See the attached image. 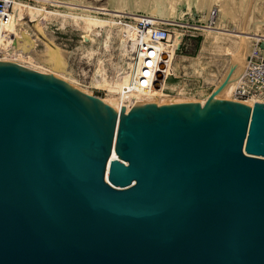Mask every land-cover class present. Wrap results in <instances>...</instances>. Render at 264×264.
Returning a JSON list of instances; mask_svg holds the SVG:
<instances>
[{
  "label": "water",
  "instance_id": "95a60500",
  "mask_svg": "<svg viewBox=\"0 0 264 264\" xmlns=\"http://www.w3.org/2000/svg\"><path fill=\"white\" fill-rule=\"evenodd\" d=\"M0 264H264V103H101L0 62Z\"/></svg>",
  "mask_w": 264,
  "mask_h": 264
},
{
  "label": "bare ground",
  "instance_id": "6f19581e",
  "mask_svg": "<svg viewBox=\"0 0 264 264\" xmlns=\"http://www.w3.org/2000/svg\"><path fill=\"white\" fill-rule=\"evenodd\" d=\"M107 1L108 7H92V3L85 0H65L64 2L71 6L83 7L80 14H74L47 10L44 6L38 7L22 0H13L10 16L5 22L3 33L0 36V62L15 63L27 69L56 77L69 84L83 97L95 96L101 103L126 102L130 99L180 103L199 102L201 104L210 100H238L235 89L247 59L257 46V42L264 43V0ZM56 2H61V0H56ZM183 2H187L190 12L178 7ZM39 3L42 4V2ZM215 6L218 7V12L214 10ZM193 7L202 13L198 20L202 25H192L182 21L186 14L193 16ZM89 8L106 11L110 17L99 18L93 15L94 10L91 11ZM140 11H143L144 14H141ZM203 12H207V14H203ZM27 16L29 20L38 21L39 30L42 32H46L47 21L51 17L57 18L59 25L63 27L69 20H75L78 24L85 23L86 27L82 29L83 38L86 41H94V36L98 34L93 25L105 26L107 28L106 40L105 42L101 40L97 44L111 47V41L114 44H117L118 41L117 47L122 54L121 60L117 62L111 60V65L115 69L112 75L108 73V63H104L103 67L99 65L96 68L93 82L87 84L82 77L76 76L72 70L67 69L68 62L62 48L51 51L50 47L45 44L42 51L45 54L41 56L45 55L46 57L37 58V56L35 58L30 54L29 50L34 47L37 35L29 20H26ZM125 17H129L131 21H125L123 19ZM230 21H237L241 23V26L233 28L230 26ZM139 22L148 23L144 30L147 39L151 36L153 29L162 26L169 29L168 24L178 28L188 25L205 32L203 48L200 53L196 57L180 56L181 60L178 61L177 49L180 47L185 33L178 29L175 31L169 29V42L156 44L157 49L166 50L171 57L167 72L163 76L161 85L142 92L132 88L134 77L139 76L144 61L143 54L137 45L140 34ZM120 35H122L121 38H119ZM98 49L99 46L98 48H88V57H95ZM219 53L223 56L222 64L208 60L211 54ZM47 56L50 57L47 58ZM188 60L189 63L186 62ZM50 62L52 63L50 64ZM220 66L223 69L219 70ZM190 73L199 75L203 78L204 83L214 84L215 87L208 93H202L199 97L197 94L189 96L185 90L186 81L180 79V81L174 82L171 80L173 77L170 74L175 78H181ZM91 88L105 90V97L95 95ZM218 88L220 89L218 90ZM168 90L174 92L171 93ZM244 102L253 106L256 102H264V99L257 97Z\"/></svg>",
  "mask_w": 264,
  "mask_h": 264
},
{
  "label": "rangeland",
  "instance_id": "374dc122",
  "mask_svg": "<svg viewBox=\"0 0 264 264\" xmlns=\"http://www.w3.org/2000/svg\"><path fill=\"white\" fill-rule=\"evenodd\" d=\"M22 1L28 2L29 4L38 6V7L44 6L47 8V10L60 11L63 13L80 14L82 12L81 9L83 8L79 5L71 6L70 4H67L66 2H64L65 0H61V2H58V3L56 2V0H42V1L41 0H22ZM85 1L92 3V7H97V6L98 7H102V6L108 7L107 0H85ZM39 2H42V4ZM179 6H180V9H184L186 12H190V10L188 9L189 6L187 5V2L180 3L178 7ZM90 10L91 11L94 10L93 15H96L99 18L110 17V15L106 13V11L95 10V9H90ZM192 10H193V16H191V14H186L185 18L182 21L184 23H189L192 25L193 24L202 25V23L198 21L200 20L202 13L199 12L195 7H193ZM214 10L217 11L218 7L215 6ZM140 12L141 14L143 13V11H140ZM203 14H207V12H203ZM123 19L125 21L126 20L131 21L129 17H125ZM26 20H29L28 16L26 17ZM29 22L34 32L38 36V37L36 36L34 47L33 48L31 47V50H29L30 54H32L35 58L37 56H38L37 58L46 57L45 55L41 56L42 54H45L44 52H42L45 48V44H47L50 47L51 51L53 49L59 50L62 48L65 51V58H66V61L68 62L66 66L67 69L72 70L76 76L82 77L83 81L87 84H90L93 82L96 68L99 65L103 67L104 63H108L107 70H108V73L112 75L115 69L111 65V60L114 62L121 60L122 54L119 52V49L117 47L118 41H117V44H114V42L111 41V47H106L105 44L103 45L97 44V43H100L101 40L102 42H105L106 40L107 28L105 26H100L98 24L93 25V27H95V29L97 30L98 34L94 36L95 37L94 41H91V40L86 41L83 38L84 32L82 29L86 27L85 23L78 24L77 22H75V20H69L66 23V25L63 27L59 25V20L57 18L51 17L50 20L47 21L48 22L47 28H45L46 32H42L39 30L37 20L35 21L29 20ZM229 23H230V26H232L233 28H237L238 25L241 26V23L237 21H230ZM168 25H169V29L173 31L178 29L179 31L185 33V36L183 40L181 41L180 47L177 49V54H178L177 60L178 61L181 60L180 56H183V55L187 57L188 56L196 57L200 53L201 49L203 48L205 32L202 31L201 29L192 28V26H188V25H186L185 27H179V28L175 27L174 25H170V24ZM203 25H206V24H203ZM121 37L122 35L119 36V38ZM39 39L42 41H40ZM98 46H99V49L96 52L95 57H88L87 49L91 47L98 48ZM49 57L50 56H47V58ZM208 60L214 61L215 63L218 62V64L220 63L222 64L223 56L221 53L211 54ZM186 62L189 63L190 61L188 60ZM51 63L52 62H50V64ZM221 69H223L222 66H220L219 70ZM172 77L173 78H171V80L174 82L180 81V79H183V80L186 79L184 80L186 81L185 86L187 85V83L188 84L191 83L190 86H196L193 92H191L192 94H190L189 96H192L193 93L197 92L195 94H197V97H199L202 95V93L203 94L208 93L213 87H215L214 84L208 85L207 83H204V80L202 77H200L197 74H193V73L184 75L180 79L175 78L174 76ZM91 90L97 96L105 97L106 95V91L103 89L91 88ZM169 91L171 92V90H168V92ZM173 92L174 91H172L171 93Z\"/></svg>",
  "mask_w": 264,
  "mask_h": 264
},
{
  "label": "built area",
  "instance_id": "2783aa9c",
  "mask_svg": "<svg viewBox=\"0 0 264 264\" xmlns=\"http://www.w3.org/2000/svg\"><path fill=\"white\" fill-rule=\"evenodd\" d=\"M12 5L13 0H0V36L3 33V26L10 16ZM147 25L148 23L139 22L140 34L137 45L143 54L144 61L139 76L134 77L132 84L133 89L141 92L161 85L163 76L167 72V66L171 62V57L166 50L156 48L157 43L167 44L169 42L170 30L166 26L155 28L147 39L144 32ZM150 25L152 26V24ZM256 45L237 81L235 89L237 101L242 102L257 97L264 99V43L257 42ZM137 53L139 54V51ZM170 76L174 75L170 74ZM190 84L187 83L185 86L188 95L192 94L191 92L196 87L190 86Z\"/></svg>",
  "mask_w": 264,
  "mask_h": 264
}]
</instances>
